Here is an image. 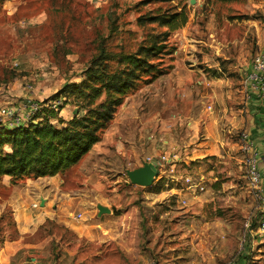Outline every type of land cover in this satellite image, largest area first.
Wrapping results in <instances>:
<instances>
[{
  "label": "rangeland",
  "instance_id": "obj_1",
  "mask_svg": "<svg viewBox=\"0 0 264 264\" xmlns=\"http://www.w3.org/2000/svg\"><path fill=\"white\" fill-rule=\"evenodd\" d=\"M175 9L187 15L176 30L139 20ZM162 39L164 74L124 99L100 141L60 175L51 217L24 236L45 243L33 248L42 264H264V210L246 178L242 128L226 124L246 106L245 78L264 49V0H5L0 107L59 97L86 80L101 48L134 53ZM83 112L66 101L59 117ZM153 159L152 183L135 184L128 172ZM9 191L0 186V246L20 237ZM42 195L31 200L34 217ZM99 204L116 210L98 215ZM109 214L120 217L107 223Z\"/></svg>",
  "mask_w": 264,
  "mask_h": 264
},
{
  "label": "trees",
  "instance_id": "obj_2",
  "mask_svg": "<svg viewBox=\"0 0 264 264\" xmlns=\"http://www.w3.org/2000/svg\"><path fill=\"white\" fill-rule=\"evenodd\" d=\"M139 20L176 30L186 23L187 15L184 10L175 9L150 12ZM165 42L162 39L141 45L134 53H112L101 48L85 71L86 80L67 84L59 97H54L52 101H63L59 109L44 106L37 114V122L13 128L1 126L0 182L6 176L15 185L28 179L64 175L78 165L100 141L124 99L142 84L164 74L160 60L170 53ZM66 101L84 112L62 120L59 111Z\"/></svg>",
  "mask_w": 264,
  "mask_h": 264
},
{
  "label": "crops",
  "instance_id": "obj_3",
  "mask_svg": "<svg viewBox=\"0 0 264 264\" xmlns=\"http://www.w3.org/2000/svg\"><path fill=\"white\" fill-rule=\"evenodd\" d=\"M245 104L246 106L242 110L236 111L234 118L229 119L226 124H228V131H231L230 129L242 128V130L248 131L254 138L259 151L260 168L264 183V100L256 94H251L246 96ZM243 113L245 118H242ZM209 138H214V134H212V137L209 136ZM219 140L224 144L232 145L233 148L237 145L236 142L231 143V139L225 137V134ZM213 143V140L210 139L200 142V145H206L205 151H212L214 150ZM60 179V175L58 174L55 176L28 179V182L24 184L19 183L13 185L10 183L9 177L6 176L0 182L1 187H8L10 190L5 200L12 211L16 229L20 234L19 238H6L2 242L0 246V264H42L41 257L33 253V248H36V251H42L45 243H27L24 241V236L27 233H35L39 226L47 218L51 217L46 206L50 205V201L55 193H57V188L60 189ZM36 193L43 194L39 200L41 202L44 201V205L42 206H45V208L42 211L44 212L42 215H36L34 217L31 200H33ZM50 195H52V198H50ZM3 207L4 205L0 203V212L3 210ZM118 217L120 216H112L109 214L104 221L109 223ZM71 228L80 234L84 232L79 225H73Z\"/></svg>",
  "mask_w": 264,
  "mask_h": 264
},
{
  "label": "built area",
  "instance_id": "obj_4",
  "mask_svg": "<svg viewBox=\"0 0 264 264\" xmlns=\"http://www.w3.org/2000/svg\"><path fill=\"white\" fill-rule=\"evenodd\" d=\"M245 87L249 95L256 94L264 100V49L257 51L253 56L251 67L245 78ZM62 104V99H58L48 104L27 100L19 104L3 105L0 107V127L13 128L29 122H37V114L44 106L59 109ZM238 144L243 154L250 189L258 200L260 208L264 210V183L256 142L248 131L242 130L238 133ZM78 217H81V214ZM260 229L264 231V218L261 220Z\"/></svg>",
  "mask_w": 264,
  "mask_h": 264
},
{
  "label": "water",
  "instance_id": "obj_5",
  "mask_svg": "<svg viewBox=\"0 0 264 264\" xmlns=\"http://www.w3.org/2000/svg\"><path fill=\"white\" fill-rule=\"evenodd\" d=\"M191 3H194V0H191ZM157 165L158 161L156 159H153L151 162L146 163L144 167L129 171L128 174L135 184L150 185L154 176H156ZM41 205H44V201L41 202ZM97 208L99 210L98 215H102L103 213H110L116 210L115 207L111 209L101 204H99Z\"/></svg>",
  "mask_w": 264,
  "mask_h": 264
}]
</instances>
